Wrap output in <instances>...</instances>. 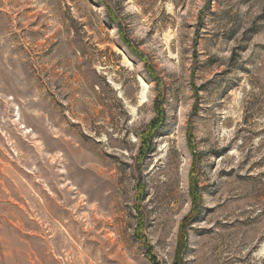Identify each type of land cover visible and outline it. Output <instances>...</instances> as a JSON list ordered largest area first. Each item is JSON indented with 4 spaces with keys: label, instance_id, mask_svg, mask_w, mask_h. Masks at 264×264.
Instances as JSON below:
<instances>
[{
    "label": "rangeland",
    "instance_id": "1",
    "mask_svg": "<svg viewBox=\"0 0 264 264\" xmlns=\"http://www.w3.org/2000/svg\"><path fill=\"white\" fill-rule=\"evenodd\" d=\"M147 244L264 264V0H0V264Z\"/></svg>",
    "mask_w": 264,
    "mask_h": 264
},
{
    "label": "trees",
    "instance_id": "2",
    "mask_svg": "<svg viewBox=\"0 0 264 264\" xmlns=\"http://www.w3.org/2000/svg\"><path fill=\"white\" fill-rule=\"evenodd\" d=\"M118 28L121 32V27L120 25H118ZM122 34V33H121ZM121 39L124 41L125 43V46L128 47L130 50H133L135 52V54L137 55H140V52L139 51H136V49L132 46L131 42L126 38V36H124V34H122V37ZM143 58V56H141ZM149 74L152 76V77H155V74H153V72L150 70H148ZM159 122H157L153 127L152 129H150L149 132L145 133V134H149V135H152L153 131L158 128L159 126ZM144 139H145V135H144ZM146 248H147V254L152 262V264H158L156 262V258L154 257V254H153V251H151L152 249L148 246V244L146 245Z\"/></svg>",
    "mask_w": 264,
    "mask_h": 264
}]
</instances>
